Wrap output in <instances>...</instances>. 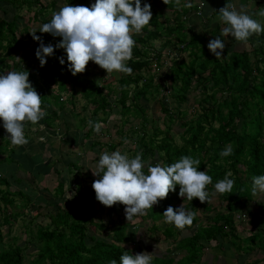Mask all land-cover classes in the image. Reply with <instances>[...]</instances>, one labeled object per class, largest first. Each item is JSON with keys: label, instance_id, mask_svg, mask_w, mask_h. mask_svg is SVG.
<instances>
[{"label": "trees", "instance_id": "16d2710c", "mask_svg": "<svg viewBox=\"0 0 264 264\" xmlns=\"http://www.w3.org/2000/svg\"><path fill=\"white\" fill-rule=\"evenodd\" d=\"M59 1L61 0L45 2L0 0V73L5 70L8 72L27 70L29 81L41 96V108L46 112L37 124L25 123L26 139L31 140L27 132L33 129H30L33 125L38 126V129L40 126L45 130L51 129L52 123L61 119L63 96L66 98L65 103L74 110L77 95L80 94V99L83 100L82 111L74 110V116L82 130L79 144L83 138L92 136V126L83 129L86 121L91 120L93 124L97 123L100 118L96 115L100 112L104 115L101 120H105L115 105L122 120L132 117L139 122L136 124L134 120H128L131 126L128 133L122 130V126L117 133L120 135L117 143L119 145L126 140L127 135L131 138L133 156L142 153V160L146 164L150 162L154 165L159 162L164 166L177 162L181 156L185 155L199 159L201 163L198 171L207 170V174L212 177V183L206 186V191L210 194L208 202L201 203L198 198L189 201L187 198L179 197V185H176L175 192H170L166 199L161 200L152 209L146 210L145 215L140 216L144 220L148 218L159 220L169 205L177 208L179 204L184 203L185 208L191 209L198 204H204L203 207L210 208L211 199L215 195L223 197L227 201V212L215 213L209 223L199 224L189 235L176 240L181 231L174 224L161 228L163 238L172 239L169 244L177 250L185 249L186 254L182 255L175 264H195L196 257L204 249L203 240L222 239L230 234L235 237V225L239 220H234V214L237 210L243 211L251 199L252 177L264 175V40L261 39L251 50L247 48L228 50L225 47L222 57L217 59L207 45H203L204 38L201 35L193 33L188 38L173 35L172 29H175V25L171 21L180 19L179 16L184 13L176 7L175 0H172L169 5L164 4L163 0H141L142 5L151 4L152 20L141 33H133L136 43L132 59L126 62L127 66L132 68V73L130 75L124 73L118 79L119 89L114 92L112 86L100 84L97 77L94 78L96 74L94 69L102 73L101 78L105 73V70L95 62L89 61L85 72L72 75L68 68L66 51L62 48H54V55L47 57V63L43 67L40 66L35 55L40 42L33 40L29 32L37 30L36 35L41 36L45 45L58 44L61 37L41 33L39 28L44 23L50 22L52 13L60 9ZM63 1L67 5L84 6H89L91 2V0ZM158 2H161L160 6ZM23 7L30 14L27 20H24L22 14L18 12ZM167 7L170 8L173 17L167 20L168 23L163 24L162 10ZM157 25H160L158 29ZM182 30H184L183 27ZM161 35L168 37V41L164 40L162 47L170 43L177 45L181 52L188 51L190 58L189 60L177 57L172 59L169 71L155 82L153 75L144 76L142 72L151 64L146 57V52L142 49L146 48L148 40L157 39ZM138 44L142 46V49L137 46ZM158 55L157 59L161 57L160 53ZM59 57L64 58L63 65L60 64ZM160 60L159 63H161ZM167 87L170 89V95L177 102L175 114L174 110L168 109L166 103L162 101L160 104L164 116L160 117L161 124H157V119H152L150 122L141 101L146 100L149 94H156ZM193 90L200 91L202 97L197 101V111L188 117L179 105L187 100V94ZM89 112L91 115L87 118L86 115ZM149 123L150 130L147 128ZM1 131L4 132L3 126L0 127ZM41 131L40 129L39 132ZM96 144L97 142H93L92 146ZM227 145H231L233 153L229 156H220L219 153ZM108 146L116 148L112 142H109ZM5 151L6 148L0 149L2 153ZM12 155L13 152L9 151L0 159V163L10 162L19 166ZM67 166L71 167L73 163L68 162ZM70 170L68 168V171ZM41 171L40 169L39 172ZM144 171L147 172L146 167ZM229 171L232 173L229 178L234 180L232 193L213 194L215 183L223 179ZM69 177L67 173L59 174L55 189L60 193L63 186L72 190L71 181L76 183L75 199L72 203L63 209L56 206L55 214L44 215L48 218L47 222L40 221L36 224L35 236L33 234L27 241V243L33 241L32 251L27 249L28 244H9L8 247H2L0 264H110L113 259L120 264L119 258L125 251L136 254L123 244L128 222L115 221L116 218L122 219L121 214L125 206L116 204L107 207L106 219L100 212L97 213V219L94 215L85 216L90 206L85 202L82 207L80 203V200L86 199L83 196L82 181H77L73 176L69 182L67 180ZM13 182L21 185L23 179L15 176ZM2 184L6 187L0 188V200L3 203L0 207V244L4 237L1 227L13 223L14 218L21 214L19 210H11V208L14 205L19 208L20 205L24 212L23 208H27L29 200L21 187L11 190L12 182L0 173V185ZM14 195L21 196L20 203L17 204ZM100 209L104 211L103 208ZM255 209L256 213L248 211L247 214H252V219L262 222V225L257 228L255 234L251 233L248 236L247 243H253L251 249L256 241L264 244V221H261L264 219V193L263 200L257 203ZM196 216L193 224L197 221ZM91 225L94 226L96 234L88 232ZM153 231L157 232V230ZM246 248L243 249L247 250ZM151 264H171V259L153 256Z\"/></svg>", "mask_w": 264, "mask_h": 264}, {"label": "clouds", "instance_id": "9594fccd", "mask_svg": "<svg viewBox=\"0 0 264 264\" xmlns=\"http://www.w3.org/2000/svg\"><path fill=\"white\" fill-rule=\"evenodd\" d=\"M171 2L163 0L166 5ZM180 3L181 0H175L177 7ZM183 6L193 7L190 2ZM218 13V19L226 25L221 31L223 36L231 35L246 44L253 34L264 33V25L243 9L237 10L234 5L226 3ZM256 14L264 17V10ZM152 16L151 4L142 5L141 0H95L91 7L68 4L53 12L50 22L39 28L41 33L61 37L58 44L45 45L41 36L36 35L37 30L30 32L33 40L40 42L35 55L43 67L47 63L46 58L54 55V48H62L66 51L72 75L85 72L89 61L95 62L107 74L116 71L130 75L132 68L126 62L132 59L136 43L133 33H141ZM225 47L219 36L207 44L217 59L222 57ZM58 59L61 65L65 63L63 57ZM41 104V96L29 81L27 70L0 73V120L10 134L13 146L28 143L24 134L25 123L35 125L46 115ZM88 123L99 133L101 123L93 124L91 120ZM232 153L231 145H227L219 155L224 157ZM200 163L199 159L185 155L169 166L159 162L153 165L142 160V153L130 158L119 150L111 153L104 151L99 156L96 169L92 170L93 175L98 177L93 181L92 188L96 200L102 205H124L129 222L134 217L145 215L146 210L166 199L170 192H175L176 185H179V197L208 202L210 194L206 186L212 183V177L207 174V170L198 171ZM145 167L147 172L144 171ZM231 176L229 171L216 182L213 194L232 193L234 180L229 178ZM257 192L264 193V175L252 177V193ZM162 215L165 223L174 224L177 229L183 230L186 226H192L196 213L181 204L177 208L169 205ZM119 259L120 264H151L153 253L129 254L125 251ZM110 264H117V261L113 259Z\"/></svg>", "mask_w": 264, "mask_h": 264}, {"label": "rangeland", "instance_id": "374dc122", "mask_svg": "<svg viewBox=\"0 0 264 264\" xmlns=\"http://www.w3.org/2000/svg\"><path fill=\"white\" fill-rule=\"evenodd\" d=\"M45 1L46 0H43V2ZM93 3H95V0H92L88 7H91V4ZM65 5L67 4L63 0L59 1L58 3L59 8ZM18 12L22 14L21 16L24 17V20H27V17L30 15L28 14V11L25 7L21 8ZM162 12L163 16L161 17V20L163 21V24H166L168 23L167 20L169 21L172 19L173 15L169 9L167 10L163 8ZM171 23L175 25V29H172L173 35L188 38V33L190 31H187L188 29L185 23L182 22V19H177L176 21L173 19ZM159 26L157 25L156 28L158 29ZM182 27L184 30H182ZM165 35H161V37L157 39L152 38L148 40L145 49H142L140 44L137 45L146 52V57L149 58L151 62L149 68L144 69L142 72L144 76L153 75L155 82L160 80V78H163L164 74L169 71L172 59L177 57L184 60H189L190 58L188 51L181 52L178 50L177 45L170 43L169 45L162 47L164 40L168 41V37ZM169 40L172 39L169 38ZM208 42L209 40H203V45H207ZM252 47L253 45H249L248 50H251ZM158 53H160L161 56L159 59L156 58ZM159 60L161 63H159ZM6 72H8V70L3 71L4 74H6ZM94 73H96L94 74V78L97 77V80L100 84H109L112 86L114 92L118 91V79L124 74L116 71L107 74L105 70V73L103 74L104 77L101 78L102 73L97 71V69H94ZM168 87L167 89L161 90L156 94H149V97H147L146 100L142 99L141 103H143L145 106L146 115L150 119V122L152 119H157V124H161L160 117L164 116V112L161 110L160 104L162 101L166 103L168 109L174 110L175 114L177 102L174 100L175 98L170 95L171 93ZM201 97L202 94L200 91H190L187 94V100L179 105L180 109L183 110L188 117L191 116L197 111V101ZM82 101L83 100L80 99V94H78L74 108L76 112L82 111ZM61 102L63 105V114L61 115V119L53 122V127H51V129L45 130L42 126H40V129L42 130L41 132H39L40 129H38V126L34 127L33 125V127H30V129H33L30 132H27V136H30L31 140H28V143L25 145L13 146L9 137L10 134H8L5 129L4 132H0V134H2V136H0V149L6 148L5 153L0 152V159L5 157L9 151H12L13 158L17 163H19V166H16L10 162H3L4 164L0 163L1 176L7 177L12 182L10 186L11 190H16L21 187L22 192H24L26 197L29 199L27 208H23L24 212L22 211L20 205L19 208L17 205H14L11 208V210H19L21 214L14 218L13 223L1 227L4 237L2 243L0 244V249L2 247H8L9 244H28L27 249L32 251L31 244L33 241H29L28 243L27 241L29 240L28 238L32 237L35 233L36 224L40 221L44 223L48 219L44 215L55 214L57 210L56 206H60L63 209L67 205L71 204L75 199L76 183H72L71 181L73 176L76 177L77 181H82L83 196L86 198L85 200H80L82 207L84 206L85 202H87L90 206L89 210L85 212L84 215H94V217L97 219V213L100 212L101 216L106 219L105 211L107 206L102 205L96 200L95 192L92 188L93 181L98 178L93 175L92 170L96 169L99 156L104 151L111 153L113 151L119 150L121 154H127L130 158H134L131 152V148L133 147L131 138L127 135L125 140L127 142L124 141L119 145L117 143L119 142L120 135L117 133L118 129L122 126V130L126 131L127 134L128 129L131 127L128 120H134L136 124H139L138 120L132 117H129L128 120H122L121 114L116 111L117 107L114 105L112 111L105 118V120H101L104 116L101 112L96 115V117L100 118L98 122L102 124L99 133H97L93 128L92 136L83 138L79 144L80 136H82V130L79 128L81 126H79L77 118L74 116V110L65 103L66 98L64 96ZM56 107L58 109L60 108L57 105ZM90 115L91 114L89 112L86 117L89 118ZM88 121H86L85 127L83 129H86L88 126H90ZM1 126H3L2 120H0V127ZM150 126V123L147 124L148 130L151 129ZM175 130H177V128ZM36 131L39 133L37 132L35 134ZM177 140H179V136H177ZM93 142H97V144L92 146ZM99 142L101 143L100 145ZM109 142L114 143L116 148H110L108 146ZM68 162L73 163V166L68 167ZM68 168L71 170L68 171ZM40 169L42 170L41 172H39ZM16 171L17 175H15ZM27 173L30 175H26ZM64 173H67L70 176L67 178V180H69V182L71 181L70 185L73 186V189L70 190L67 186H63L62 192L60 193L57 192L55 187L57 186L59 174L62 175ZM15 176H19L23 179V183L21 185H17L15 182H13ZM5 187L6 186L3 184L0 185L1 189H5ZM14 198L17 204L20 203V200L22 199L20 195H14ZM262 200L263 193H252L251 199L247 203L248 205L245 207V209L243 211L237 210L234 214V220H239L235 225V237L230 234L226 235L222 239H209L207 241L203 240L204 249L196 257L195 264H206V261L210 259L215 262L217 259L216 255L218 254L216 248L220 249V247H217L216 245L220 242L221 246L225 245L224 248L228 250L229 254L238 253L239 249L237 250L234 248V245L241 242V237L237 235V233L241 234V231H239V226L246 228L247 225L249 228L244 231L254 234L257 232V229L251 230V225L257 228L262 225V222L252 219V214H247L248 211L256 213L255 207L257 203L261 202ZM211 203L212 206L210 208L203 207L204 204L196 205L194 207L195 210L194 208H186L187 210L195 211L197 215V221L192 224L191 227L186 226L185 229L180 230L181 233L178 234V238L176 240L181 239L182 236L189 235L190 232L195 230L196 226L199 224L209 223V220L214 216L215 213L227 212V201L224 200L223 197H217L215 195V197L211 199ZM181 204H179V206ZM2 205L3 203L0 200V207ZM100 208H103L104 211H100ZM121 218L122 219L116 218L115 221L119 223L122 221L128 222L125 216V209L122 211ZM261 221H264V219ZM128 224L129 225L125 228V240L123 244L128 246L135 253H153V256L171 259V264L177 263L180 257L186 254L185 249L177 250L176 247H174L172 244H169V242H172L171 238H163L162 233L160 232L161 228L170 226V223H165L164 217L159 220H153L152 218L144 220L140 216H137L133 218V221H129ZM153 230H157V232H154ZM88 232L91 234H96L93 225L89 227ZM223 242H227V244H222ZM229 242L231 245H229ZM248 243H244V248L247 247L245 252L249 251L248 246L251 247V245H253V243ZM255 243L261 244L259 241H256ZM230 262L231 264L232 262L234 263L232 260Z\"/></svg>", "mask_w": 264, "mask_h": 264}, {"label": "crops", "instance_id": "0c3cea01", "mask_svg": "<svg viewBox=\"0 0 264 264\" xmlns=\"http://www.w3.org/2000/svg\"><path fill=\"white\" fill-rule=\"evenodd\" d=\"M186 2L192 3L193 7H184L183 5ZM158 3L160 6L161 2ZM226 3L234 5L237 10L243 9L249 15H251L253 19H256L258 22L264 25V17H260L256 14L260 10H264V0H181L180 6L176 7L179 10L184 11L183 15H180L179 17L180 19H182V22L185 23L188 29L187 31H190L188 33V36L193 33H198V35H201L204 40L209 41L211 39H215L216 36H219V38L225 43V46L228 50H241L246 48L248 49L249 45L254 46L259 43L261 39L264 40V33L258 35L253 34L251 37H249L246 44L237 41L231 35H221V31L226 25L218 19V10L221 7L225 6ZM165 9L168 10L170 8L167 7ZM239 227V231H241V234L237 233V235L241 237V242L234 245V248H236L237 250L239 249L238 253L229 254L228 250L224 248L225 245L221 246L220 243H217L216 246L220 247V249L216 248V250L218 251V254L216 255V263L212 259H210L206 261V264H231V260L234 261V263L232 262V264H264V244H255L252 249L250 247L249 251L245 252L246 250L243 249L245 247L244 243H247V240L249 239L248 236L251 233L248 231H244L249 228L247 225L246 228H242L241 226ZM250 228L251 230L257 229V227L252 225ZM222 244H227V242H223ZM229 245H231L230 242Z\"/></svg>", "mask_w": 264, "mask_h": 264}]
</instances>
